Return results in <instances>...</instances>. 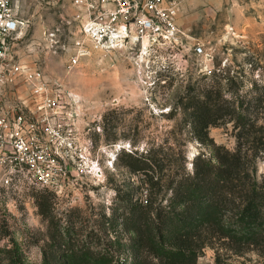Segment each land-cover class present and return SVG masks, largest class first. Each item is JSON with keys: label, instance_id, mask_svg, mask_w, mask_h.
<instances>
[{"label": "rangeland", "instance_id": "rangeland-1", "mask_svg": "<svg viewBox=\"0 0 264 264\" xmlns=\"http://www.w3.org/2000/svg\"><path fill=\"white\" fill-rule=\"evenodd\" d=\"M178 1V25L186 35L182 50L149 57L127 46L95 48L83 34L86 12L78 0H13L25 23L18 62L56 83L63 111L75 118V147L61 152L64 174L55 190L0 183V233L8 232L0 244L15 243L25 264H43L49 242L85 243L113 253L120 264L130 262L129 250L115 251V242L133 237L117 218L125 213L124 199L145 200L147 178L124 167V153L153 149L163 160L165 178L172 173L170 158L182 153L191 172L195 156L209 157L211 150L191 139L181 99L203 95L219 82L224 97L253 106L256 132L249 143L241 140L242 152L256 154L255 177H264V0ZM196 45L202 55L194 53ZM14 90L30 102L25 85ZM238 131L226 124L210 128L209 137L234 151ZM114 216L118 225L108 222ZM197 264H264V248L214 242Z\"/></svg>", "mask_w": 264, "mask_h": 264}, {"label": "trees", "instance_id": "trees-1", "mask_svg": "<svg viewBox=\"0 0 264 264\" xmlns=\"http://www.w3.org/2000/svg\"><path fill=\"white\" fill-rule=\"evenodd\" d=\"M222 92L219 82L218 87L204 88L203 95L181 99L191 139L211 150L209 157L195 156L191 172L182 153L170 158L168 178L161 176L163 160L153 149L141 155L124 153V167L146 176L147 197L124 199L125 213L117 219L133 237L126 244L115 242L119 247L115 251L127 249L131 255L130 262L121 264H197L203 250L214 242H230L238 249L264 248V177L261 181L255 177L256 154L242 152L256 132L253 106L228 99ZM226 124L239 130L234 151L216 146L209 137L210 128ZM39 207L43 212L47 205ZM117 219L108 222L118 225ZM7 235L0 233V237ZM47 247L43 264H120L113 253L102 254L85 243L49 242ZM0 264H25L15 243L0 244Z\"/></svg>", "mask_w": 264, "mask_h": 264}, {"label": "built area", "instance_id": "built-area-1", "mask_svg": "<svg viewBox=\"0 0 264 264\" xmlns=\"http://www.w3.org/2000/svg\"><path fill=\"white\" fill-rule=\"evenodd\" d=\"M78 4L86 12L83 34L97 49L127 46L149 57L182 50L186 35L178 25V0H78ZM24 26L13 0H0V183L5 188L21 183L53 191L64 174L61 152L75 147V118L63 111L56 83L18 62L16 46ZM76 45L81 47L80 42ZM194 53L202 55V46L196 45ZM79 57L77 53L70 65L76 66ZM18 84L28 88L30 102L16 95Z\"/></svg>", "mask_w": 264, "mask_h": 264}, {"label": "crops", "instance_id": "crops-1", "mask_svg": "<svg viewBox=\"0 0 264 264\" xmlns=\"http://www.w3.org/2000/svg\"><path fill=\"white\" fill-rule=\"evenodd\" d=\"M17 46H18V45H17ZM17 46H16V47H17ZM16 55H17V52H16Z\"/></svg>", "mask_w": 264, "mask_h": 264}]
</instances>
